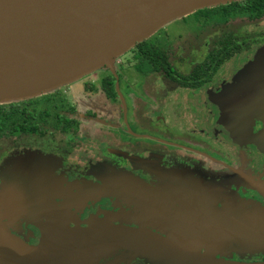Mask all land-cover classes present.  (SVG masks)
Returning a JSON list of instances; mask_svg holds the SVG:
<instances>
[{"label":"flooded vegetation","instance_id":"obj_1","mask_svg":"<svg viewBox=\"0 0 264 264\" xmlns=\"http://www.w3.org/2000/svg\"><path fill=\"white\" fill-rule=\"evenodd\" d=\"M230 14L223 13L221 19L223 17L226 19L223 21L219 19L217 22V13H213L206 22L199 18L195 19L192 22L193 26L185 24L179 18L178 21L187 27L183 37L186 38V35L190 34L195 42L183 55L176 49L171 57L169 37L173 34L168 36L167 32H163L155 35L167 56L162 60L165 71L152 69L153 65L150 64H138L140 50L134 46L130 47L114 66L95 70L93 79L87 76L68 84L65 89L55 90L41 98L40 96L32 98L34 99L32 104L23 106L31 115L26 116L20 111L22 114L18 112L16 119L19 124L21 122H24V125L33 124L34 128L29 132L9 134L4 131L0 134V163L6 153L15 147H22L24 151L27 150L25 148H29L41 152L43 156L42 159L38 157V161L42 163H46L47 160L54 161L52 167L56 168L51 171L55 172L53 175L59 176L61 182L53 177L48 179L56 181L59 192L58 197L54 196L55 191L50 192L51 196L53 195L52 202L48 196L44 200L43 205L50 206L49 208L62 200L60 186L63 187L64 184L72 188L80 184L89 186V190L85 191L82 198L65 200L64 206H67L70 212L73 211L70 221L72 223L69 226L64 223V227L68 228L85 227L91 222L101 221L118 225L104 219L115 215L134 216L135 219L141 217L145 221H153L166 227L172 238L161 236L174 242H188L187 245L190 247V244L198 243L186 237V234L196 233L192 225L197 223L206 225L209 221L212 223L215 220L213 215L208 214L201 206L207 203V194L216 191V188L206 183L196 186L197 172L210 175L214 174V171L222 170L226 172L228 178L230 174L241 177L240 180L244 184L235 186L238 195L244 198V201H252L264 211V173L261 177L256 174L257 167L264 168V155L261 154L263 150L251 143L247 134L241 133L246 129L245 119L229 118L235 112L236 115L244 114L242 108L246 107V98L253 92L249 82H252L253 75L257 77V73L263 71L261 67L246 69L244 67L254 60L255 51L264 46V24L258 25L259 22L262 24L264 13L255 17L243 13ZM254 21L257 30L246 28V22ZM180 34L182 32H176V35ZM213 49L221 51L218 55L212 53L210 58L208 55ZM130 70L148 75L149 80L143 83L129 79ZM218 81L220 83L217 85ZM206 85L216 86L214 90L207 92V98L213 107L210 110L214 109L218 116L205 126H200L195 117L185 124L181 123L178 129V132L182 131L181 139H172L160 128L148 122L144 99L128 98L125 95L126 90L134 88L137 94L144 97L150 95L161 100L166 91L179 88L183 92L178 94V101H190L189 107L183 109L187 114L196 107L199 108L198 102L193 100V90ZM66 89L69 92L66 93ZM28 100H22V104H27ZM60 104L63 107H59ZM222 115L226 116L227 120H222ZM127 117L130 118V123L123 125L122 122L127 121ZM232 119L237 122L233 124V132L238 139L230 136L228 129L230 130L231 126L226 127L227 133L220 125L215 126L217 122L221 124L224 122V125L225 121L230 122ZM91 130L101 135L104 140H92L86 133ZM242 156L253 167L240 164L237 158ZM82 161L87 163L89 171L79 169ZM100 164L104 168L107 167L102 176L95 172ZM122 167L131 174L118 170ZM181 169H184L181 175L169 173L171 170ZM35 174L31 178L41 177L40 174ZM167 176L172 180L177 179L182 185L181 188L178 187L179 193H174L179 199L157 185L156 179ZM31 178L25 179L26 188ZM64 179H67L66 183ZM246 179L261 190L251 187ZM129 181L134 182L133 185L136 184L138 187L136 191L127 186ZM145 187L152 190L149 195L144 193ZM222 189L224 188L219 190ZM209 205L212 204H207L208 207ZM221 207L218 203L211 206L212 210H220ZM38 211L21 224L23 235L32 240L39 236V227L35 223L40 217H47L45 225L52 221L51 212L40 214ZM167 216L172 221L177 219L187 224L188 228H192L187 233L181 232L175 222L173 227L168 224ZM182 217L188 218V221ZM7 233L35 247L20 236ZM44 234L41 233L40 236ZM206 245L215 248L212 243ZM130 248L134 249L130 250L131 256L121 264H171L153 257L140 248ZM225 251L243 255L244 260L237 256L224 259L239 262L264 261V250Z\"/></svg>","mask_w":264,"mask_h":264},{"label":"water","instance_id":"obj_2","mask_svg":"<svg viewBox=\"0 0 264 264\" xmlns=\"http://www.w3.org/2000/svg\"><path fill=\"white\" fill-rule=\"evenodd\" d=\"M230 1L236 0H0V103L58 87L103 66L110 68L114 56L172 19ZM253 59L264 71V53L255 54ZM257 82L242 111L264 117V99L254 106L256 96L263 94V82ZM253 120H246V129L241 133L264 150V118L257 129L253 128ZM228 131L232 138H239L233 126ZM84 188L89 190V186ZM27 190L33 204L43 207L38 209L40 214L62 213L60 219L51 217V224L62 229L47 231L35 247L0 229V264H56L87 248L106 245L134 246L171 264H264L214 257L195 251L185 241L174 242L153 232L102 221L85 227H64L73 217L67 206L43 205L47 196L53 201L51 191L58 197L56 181L35 176L28 180ZM217 200L215 195L207 194V203L201 206L215 218L212 223L188 228L184 222L167 216L168 224L173 227L175 222L184 233L195 229V234L186 237L198 242L194 244L212 243L219 251L264 250V211L247 212L253 202L241 199L224 198L220 210L207 206Z\"/></svg>","mask_w":264,"mask_h":264},{"label":"rangeland","instance_id":"obj_3","mask_svg":"<svg viewBox=\"0 0 264 264\" xmlns=\"http://www.w3.org/2000/svg\"><path fill=\"white\" fill-rule=\"evenodd\" d=\"M180 17L172 19L171 21L162 25V27L158 28V30H159V31L157 30L158 32L154 31V33H156L154 35H157L159 33L162 34L163 32H167L168 36L173 34L171 37H169V42H171L170 46L172 48L171 57L173 56L176 49L179 50V54L183 55L187 51V48L190 47V45L195 44V42L192 38V35L188 34V35H186V38L183 37V35L187 31V27L181 21H178V19ZM188 23L189 22L185 21V24H188ZM263 24H264V19L262 21V24H261V22H259L258 25L260 26ZM190 25H192V23H190ZM245 26L248 29L254 28L253 30H257V28H258L255 21L254 22H246ZM244 30H246V29H244ZM178 31L182 32V34L176 35V32H178ZM246 32H247V30H246ZM127 50H129V48ZM125 52L126 51H124L123 53H121L117 56H114L111 60V66H114V64H116V62L119 60V58H123L125 56L124 55ZM255 52H256L255 54H258L259 56L262 55L264 53V46L260 47ZM122 55H124V56H122ZM251 64H253V65L250 66ZM103 67H105V66H103ZM103 67H100L99 69H101ZM255 67H257V61L250 62L244 68L246 69V68H255ZM94 71L88 72V73L82 75L81 77H79L78 79L64 83L63 85H60L58 87H52L49 89H45L43 91H39L37 93L27 95L28 97H24V99L37 98L39 96H40L39 98H41L42 96L50 94V93L54 92L55 90L65 89L68 84L75 83L76 81H79L80 79H83L84 77H87V76H90L93 79L94 78V76H93ZM128 76L130 77L129 79L134 80L136 82L145 83V82H147V80H149L148 75L146 76L144 74H138V73L131 71V70L128 72ZM251 80H252V82H249V84H250V86L253 85L255 90L257 89V85H258L257 80L263 82V86H262L263 94H259L256 96V99H254V100H257L254 102L255 105L251 104L254 106L261 105L263 103V99H264V71H262V73L258 72L257 77H256V75H253ZM216 83L218 85L220 83V81H218ZM216 83H214V84H216ZM215 87H213L212 85H206L202 88H198L196 90H193L194 91V92H192L194 94L193 100L198 102L199 108L196 107L195 110H193L191 113H187V114L184 113L183 109L189 107L188 104H190V101L189 100H185V102L184 101H178V99H177V97L179 96L178 94L183 92L179 88H177L176 90H170L169 92L166 91L164 94V98L161 99L162 101L156 99L154 96L151 97L150 95H148V96L144 97V95H141L139 93L137 94L136 93L137 90L134 88H130L129 90H126L125 95L128 98H138L140 100L144 99L145 100L144 101L145 107L148 111V114H147L148 122L152 123L154 127L160 128L164 134L169 135L172 139H177V138L181 139L183 137V135H180V133L182 131L178 132V129H179L181 123L185 124L186 121H188L192 117H195L198 119L200 126H205L210 122L211 119H215L218 116V114H215L214 109L212 111L210 110L213 107H212V105L209 104V102H208L209 100L207 98V92L214 90L213 88H215ZM189 91H191V90H189ZM67 92H69V91L66 89V93ZM24 99H21V100H24ZM5 102H10V101H1V103H5ZM59 107H63V106H61V104H60ZM236 113L237 112H235V114H233L232 116H229V118H237V119L240 118L241 120H243V119L247 120L248 118H253V119H255V120H253V122L255 124V126H253V128H255V129L261 128V126H262L261 119H263L264 117L246 115V114L236 115ZM222 120H227V117L222 115ZM128 122L130 123V118L127 117V121L125 120L122 123H123V125H126ZM214 123H216V122H214ZM223 123L221 124V123L217 122L215 124V126H217V124L220 125L222 127V129L225 130V132L227 133L226 127L233 126V124H236L237 122H235L232 119V120H230V122L225 121L224 125H223ZM86 133H88L92 137V140H94V139L95 140H101V141L104 140L102 138V136L97 134V132H95V131L91 130V131H88ZM255 139H257V138H255ZM25 149H27V150L24 151L22 147L21 148L15 147L14 149H10L9 150L10 152L8 151V153H6V155L2 158V161L0 163V176H1L0 177V229L4 230L6 232H10L14 235L20 236L25 242H28V243L33 244L34 246H37L39 244L38 241H40L42 238L40 236L41 233H47V231H53V230L61 231L62 226H59V225L53 226L51 223L48 225H45L44 223H45V220H47V217H40L35 223V225L37 227H39V229H38L39 236H36L32 240V239L26 237L25 235H23L22 228H21L22 222L28 220L31 216H34L35 213L38 211V209H40V207L36 206L35 204H33L31 202L30 197L27 194L25 179L28 177L31 178V176L33 174L37 173V174H40L44 180H48V179H51V177H53L54 179H57L58 182H61V181H60L59 176L53 175L55 172L51 171L52 169L54 170L56 168V166L52 167V166H54V164L52 163L54 161L47 160L46 163H42V162L38 161V157H40L39 159H42L41 156H43V155L41 152L34 151L32 149H29V148H25ZM261 154L264 155V150L261 151ZM44 156H46V155H44ZM237 159L239 160L240 164L245 165V166H249V167H253V166H251L249 161H246L245 157L242 156V157H238ZM255 166H256V164H255ZM79 169H81L82 171H89V168L87 167V163H84L83 161L81 162ZM104 169L107 170V167L104 168L103 165L100 164V166L95 169V172H98V174L100 176H102L104 174ZM257 169H256V171H257L256 174L261 177L262 174L264 173V168L257 167ZM118 170L122 171L123 173H126V174H131L128 171H126L125 167H122L121 169H118ZM172 172L176 173L177 175H181L180 173H183L184 169H181V171L171 170L169 173H172ZM214 172H215L214 174H210V175H207L204 173L201 174L200 172H197V176L195 179L196 186H198L199 184H203V183L209 184L210 186H214V188H216V191L212 192L211 194L210 193H208V194L210 196L215 195L217 198L220 197L219 200H217L218 204H221V202L224 198L241 199V200L244 199V198L240 197V195H238V193L236 192L237 188H235V186H240V184L243 183L240 180V179H242L241 177L239 178L235 175L230 174L229 178H228L227 175L225 174L226 172H224L222 170L220 172L219 171H214ZM66 180L67 179H64L65 183H66ZM156 180L158 181V183H157L158 186H162L163 188L166 189V191L169 194H171L174 197H176L177 199H179V197L177 195H174V193H179L178 187L179 188L182 187V185L180 184V182L177 179L172 180V179L168 178V176H167V177H162L160 179L158 178ZM73 182L79 184L78 181L73 180ZM128 183H129V185H127V184L126 185L129 188H132L135 191L138 189L136 184L133 185L134 182L129 181ZM70 185L72 186L73 183ZM96 188H98V187H96ZM220 188H224V189H222V191H220L219 190ZM255 189L258 190L256 187H255ZM60 190L62 191V200L59 202H56V204H55L56 206H58V205L63 206L65 200L69 199L68 198L69 195H70V198L74 200L75 197L76 198H82L83 195L85 194L84 184H80L76 188H72V187H69L68 184H64L63 187L60 186ZM151 191L152 190L148 187L144 188V193L147 195H149ZM72 193L74 194V196L71 197ZM182 199L184 200L183 197H182ZM211 206H210V208H211ZM257 206L255 203H251L247 206L246 211L249 213H255L256 211H259L261 208L260 206H258V207ZM52 216H54V217L57 216L56 219H60L59 216H63V215H62V213H59L58 211H53V213H51V217ZM252 216H254V214ZM104 219L110 223H116L118 225H123V226L128 225V227L142 229V230L153 232V233H156L159 235H163V236L168 237V238H172L171 232L168 229H166V227H163L162 225L157 224L153 221H145L141 217H138L137 219H135L134 216L123 217V216H116L115 215V216L106 217ZM182 219L188 221V218L182 217ZM71 223L72 222L68 221L65 224L67 226H69ZM40 224H42V225H40ZM42 226H44V227H42ZM71 227H73V226H71ZM190 246L195 251H199L200 253L212 255V256L218 257V258H230V257H234V256H237L240 259L244 258L243 255L241 256V255L233 254L232 251L223 252V251H219L213 247H210L208 245L193 244ZM130 247H134V246L106 245V246L91 247V248L85 249L80 254L79 253L73 254L72 257H67V258L63 259L62 261H60L56 264H117V263L121 264V262H125V259L128 258L129 256H131L130 250H134V249H132ZM152 256L155 258H158L154 255H152ZM108 258H109V260H108ZM110 258H111V260H110Z\"/></svg>","mask_w":264,"mask_h":264},{"label":"trees","instance_id":"obj_4","mask_svg":"<svg viewBox=\"0 0 264 264\" xmlns=\"http://www.w3.org/2000/svg\"><path fill=\"white\" fill-rule=\"evenodd\" d=\"M213 13H217V22L219 21V19L220 21L226 19V17H223L221 19L223 13H231L230 15H235L236 13H243L249 15V17L259 16L264 13V0H236L211 7H202L186 15L181 16L180 19L183 20V22H189L188 24L190 25V23H192L193 21H195V19L198 18L206 22L207 19ZM161 45L162 44H160V40L154 35L153 32L151 35L133 44L131 47L135 46L140 50L137 57L139 60L138 64H150L153 65L151 67L152 69L164 70L165 67L163 66L164 63H162V60L166 59L167 56ZM220 51L221 50L219 49H213V51H210V54L208 56L212 58V53L218 55L220 54ZM28 99L29 100L27 101V104H22V100L0 103V134L4 131H7L9 134H13L19 131L29 132L33 130V124L27 123V125H24V122H21L19 124L16 119L18 112L20 111L26 116L31 115L23 107L25 105H30L33 103L34 99ZM25 111L28 113H26Z\"/></svg>","mask_w":264,"mask_h":264},{"label":"bare ground","instance_id":"obj_5","mask_svg":"<svg viewBox=\"0 0 264 264\" xmlns=\"http://www.w3.org/2000/svg\"><path fill=\"white\" fill-rule=\"evenodd\" d=\"M66 70H67V69H63V71H66ZM63 71H62V72H63Z\"/></svg>","mask_w":264,"mask_h":264}]
</instances>
